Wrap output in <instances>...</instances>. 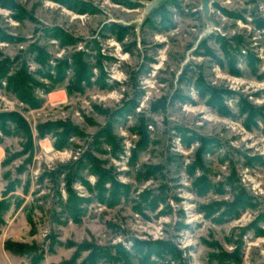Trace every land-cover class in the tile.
Here are the masks:
<instances>
[{"label":"rangeland","instance_id":"rangeland-1","mask_svg":"<svg viewBox=\"0 0 264 264\" xmlns=\"http://www.w3.org/2000/svg\"><path fill=\"white\" fill-rule=\"evenodd\" d=\"M152 1L0 0L2 264H264V0Z\"/></svg>","mask_w":264,"mask_h":264},{"label":"trees","instance_id":"trees-1","mask_svg":"<svg viewBox=\"0 0 264 264\" xmlns=\"http://www.w3.org/2000/svg\"><path fill=\"white\" fill-rule=\"evenodd\" d=\"M83 69L84 68L81 69L80 67L79 72L81 75H82ZM26 78H27V75L26 74L24 75L23 72H21V76L18 77L19 84L25 85L27 81ZM157 243L158 242H147L143 246L134 248V251H135L134 254L136 256H141L138 260V264H147L152 254L159 255L161 249L162 250L169 249V248H165L164 246L170 247L168 243H163L167 245H162L158 247ZM5 249L13 253H30L34 251V246L30 247L23 243L6 241ZM115 250H116V253H115L116 255L113 256L109 250L102 251L99 249V259H108L109 261H113L114 262L113 264H134L132 253H130L129 251H127L126 249L120 246H115ZM172 251L173 250L169 251V253H171Z\"/></svg>","mask_w":264,"mask_h":264},{"label":"water","instance_id":"water-1","mask_svg":"<svg viewBox=\"0 0 264 264\" xmlns=\"http://www.w3.org/2000/svg\"><path fill=\"white\" fill-rule=\"evenodd\" d=\"M160 1L161 0H153L150 4H147L144 14H147L153 7L157 6ZM210 2L211 0H201V10L206 20L209 13Z\"/></svg>","mask_w":264,"mask_h":264},{"label":"crops","instance_id":"crops-1","mask_svg":"<svg viewBox=\"0 0 264 264\" xmlns=\"http://www.w3.org/2000/svg\"><path fill=\"white\" fill-rule=\"evenodd\" d=\"M1 255H2V261H0V264L4 263L5 261L7 262L8 257L6 256V254L5 253L3 254V252H1Z\"/></svg>","mask_w":264,"mask_h":264}]
</instances>
